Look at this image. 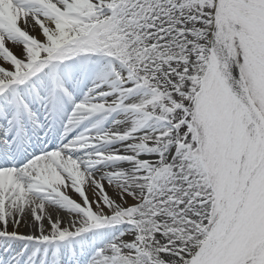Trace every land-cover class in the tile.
<instances>
[{
  "label": "snow or ice",
  "instance_id": "obj_1",
  "mask_svg": "<svg viewBox=\"0 0 264 264\" xmlns=\"http://www.w3.org/2000/svg\"><path fill=\"white\" fill-rule=\"evenodd\" d=\"M0 264H264V0H0Z\"/></svg>",
  "mask_w": 264,
  "mask_h": 264
},
{
  "label": "bare ground",
  "instance_id": "obj_2",
  "mask_svg": "<svg viewBox=\"0 0 264 264\" xmlns=\"http://www.w3.org/2000/svg\"><path fill=\"white\" fill-rule=\"evenodd\" d=\"M24 230H25V229L22 227V228H21V231H24Z\"/></svg>",
  "mask_w": 264,
  "mask_h": 264
}]
</instances>
